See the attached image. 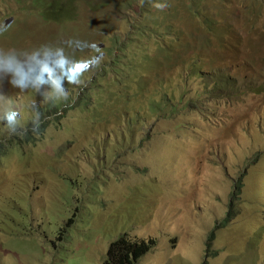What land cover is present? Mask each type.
<instances>
[{
	"label": "rangeland",
	"instance_id": "1",
	"mask_svg": "<svg viewBox=\"0 0 264 264\" xmlns=\"http://www.w3.org/2000/svg\"><path fill=\"white\" fill-rule=\"evenodd\" d=\"M189 1L208 35L185 0H0V54L33 77L48 59L63 88L46 99L0 70V103L31 136L65 103L28 140L0 119V264H107L124 233L151 244L133 264H264V0ZM206 36L221 46L193 61ZM140 84L164 113L137 105Z\"/></svg>",
	"mask_w": 264,
	"mask_h": 264
},
{
	"label": "clouds",
	"instance_id": "2",
	"mask_svg": "<svg viewBox=\"0 0 264 264\" xmlns=\"http://www.w3.org/2000/svg\"><path fill=\"white\" fill-rule=\"evenodd\" d=\"M141 3H143V0H140ZM156 9L162 10L165 7H167L166 0H155V3L153 5ZM6 30L5 25H0V32H3ZM75 44V46L80 47L85 44V42L82 41H74L72 42ZM91 46V45H88ZM45 56H56L59 58H65L63 57V49L62 48H56L51 49L49 52L45 53ZM32 61H34V64L36 67H38L39 71L38 74L34 77L31 75L32 69L29 68L27 72L23 70L21 62L16 58L15 55H9V54H0V70L11 73L12 79L10 80V84L15 87L19 88L20 90H24L27 88H31L39 91L40 85L44 84L48 86L49 92L46 96V99L56 100L63 98V88L60 86L62 84V81L55 80L51 75V70L48 65V59H45L43 61L36 60L35 55H33L30 58ZM66 59V58H65ZM218 70L216 67L212 74L215 75ZM219 88L221 89H230V85L234 83L233 79L231 82H228L226 84L225 77L219 75ZM258 90H261L260 86L257 87ZM236 90V89H235ZM237 92V90H236ZM0 119H3L7 124V129L10 134H15L17 136L25 135L28 131V129H25L19 125V122L16 118V112L15 110L8 104L7 101H4L0 103ZM41 124L40 119V113L35 112V114L32 116L31 119V131L33 133H38L39 128ZM236 205V204H235ZM237 205L234 206L232 211L236 212ZM231 211V212H232ZM233 213V212H232Z\"/></svg>",
	"mask_w": 264,
	"mask_h": 264
},
{
	"label": "trees",
	"instance_id": "3",
	"mask_svg": "<svg viewBox=\"0 0 264 264\" xmlns=\"http://www.w3.org/2000/svg\"><path fill=\"white\" fill-rule=\"evenodd\" d=\"M179 1H181L183 3V0H179ZM185 1L189 3L187 5V7H188L187 11L189 13H195L197 15L196 20H198L197 22H194L192 24L193 25V29L190 31L191 36L198 35V34H203V30L204 29L206 31V34L208 35L209 34V30L212 28V26H214V25H211L212 21H209L208 19L207 20L205 19L204 21L202 19L199 20V16L201 15V10L198 8V6H195L189 0H185ZM166 2H167V6H169L170 3H171V0H166ZM198 3H199V1H198ZM198 3H197V5H198ZM50 13L54 14V11L51 10ZM177 13H178V11L176 9H169V13L167 14V17H166L168 19H166V21H165V24L168 26L169 29L174 27L175 23L173 22V20L177 18ZM151 18L153 19L152 16H151ZM150 20H151L150 17H148L146 19V22H149ZM154 29H155V27H154ZM186 34H189V33H186ZM220 46L221 45H217V43L212 42V41H211V44H210V42H209V40L207 39V36H206V41H204V40L203 41H198V46L194 49L195 52H194V55L191 57V59L193 61H198L200 52L204 48L205 49L206 48H210L211 50H214L215 48H218ZM162 51L163 50H159V55L157 54L154 57L155 63L157 65L161 64L160 60H161V56H162L161 55ZM165 53H167V52H165ZM165 53H162V54L164 55ZM48 57H50V56H48ZM231 81H232V79L225 75L226 84L228 82H231ZM93 86L97 87L98 85L94 84ZM139 87H140V90H142V91L140 93H138V95L145 94L146 98L145 99H140V96H139L137 98V105H141V104L146 105V104H148L150 106V109L152 110V112L154 114H156L157 112L164 113V111H160L162 107L161 106H157V104L159 103V101L161 99H159L157 101H154L152 96L150 94L148 95L147 91L142 89L141 84H140ZM17 90H19V88H17ZM32 91H33L32 93H35V90L32 89ZM38 94H42V92L38 93ZM122 96L126 97L127 93L126 92L121 93V96H119L118 93H117V96L115 98V103H117V100H118L119 103H120V101H125V98L122 99ZM37 103H36V106H37L36 109H39L38 107L40 106V102H37ZM106 103H107V100H106ZM165 103H167V105L170 106L171 101L168 100V99L167 100L165 99ZM79 104H81V103H79ZM83 104L86 105L87 103H83ZM64 105H65V103L55 104V106L49 104V105H47L46 110H43L42 108H40L38 110V112L42 113V114H49V113L57 114L60 110L64 109ZM153 106H155V108ZM40 119H44V117H42L40 115ZM44 127L45 126H42V124H40L39 132H38L39 134H41L42 131H45ZM31 133L34 134V135L36 134V133H33L32 131H31ZM33 136H31L29 133L24 135L26 140L30 139ZM16 144H17V142L15 141V145ZM0 148L3 149L2 147H0ZM2 151H3V154L6 156L5 153L7 151H5L4 149ZM3 154H0V157ZM233 213H235V211ZM70 221L73 222L74 220L73 219H69V222ZM124 234L119 236V238L115 242L112 243L111 248H110L111 256L112 257L116 256V259L119 257V259L118 260L110 259V260H108L107 264H133L134 261L137 260L138 258H140L148 250L149 246L151 245L150 243H147L146 241H144L145 244L142 245L140 241L131 240L127 235H124Z\"/></svg>",
	"mask_w": 264,
	"mask_h": 264
}]
</instances>
